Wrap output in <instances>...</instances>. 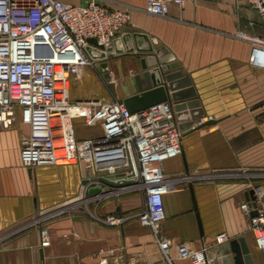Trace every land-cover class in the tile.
Masks as SVG:
<instances>
[{
	"label": "crops",
	"instance_id": "crops-1",
	"mask_svg": "<svg viewBox=\"0 0 264 264\" xmlns=\"http://www.w3.org/2000/svg\"><path fill=\"white\" fill-rule=\"evenodd\" d=\"M60 1L132 9L130 24L116 41L124 53L107 59V73L98 68L96 77L91 74L101 81L95 94L73 100L100 93L106 96L102 100L123 101L136 94L139 51L152 47L160 59L177 62L190 77L200 101L195 110L204 112L192 121L190 110L175 111L183 131L182 153L161 167L169 176H209L179 181V188L163 198L159 235L170 242L168 260L136 218L144 208L140 193L89 201L79 165L23 167L21 144L29 128L18 118L13 128L0 131V264H192L179 257L177 245L196 250L221 232L228 234V242L244 238L253 264H264V250L249 229L251 214L240 208L254 204L253 187L264 181V69L251 64V43L237 37H264V18L244 0H191L184 8L171 3L167 18L145 13L146 0ZM100 64L96 61L94 67ZM86 72L82 68L78 81ZM208 120L217 122L193 130ZM88 132L94 133L78 129L77 136L87 138ZM54 211L61 215L49 220L51 243L43 248L39 230L29 222L39 212ZM108 216L122 221L111 225Z\"/></svg>",
	"mask_w": 264,
	"mask_h": 264
},
{
	"label": "built area",
	"instance_id": "built-area-1",
	"mask_svg": "<svg viewBox=\"0 0 264 264\" xmlns=\"http://www.w3.org/2000/svg\"><path fill=\"white\" fill-rule=\"evenodd\" d=\"M189 1L146 0L143 11L167 18L171 3L184 8ZM244 1L264 18V0ZM131 10L110 9L94 1L72 5L60 0H0V131L13 128L20 118L29 128L21 144L23 167L79 165L87 181L86 192L100 185L99 177L123 175V179L133 180V185L87 200L140 193L144 208L136 218L153 233L168 258L170 242L159 235L165 218L163 198L179 188V181H204L209 176H169L163 171L161 162L182 153L183 131L172 105L160 103L130 114L115 97L111 101H71L67 87L72 79H79L82 68L96 62L87 54L88 40L95 39L105 49L111 47L130 24ZM237 37L251 43L250 62L264 69V37L242 33ZM74 121H82L94 133L79 138ZM253 191L255 207L245 202L240 208L251 214L249 229L264 250V181ZM60 215L57 211L39 212L29 222L39 230L41 247L51 243L49 220ZM105 221L113 225L122 219L108 216ZM229 240L228 234L221 232L196 250L181 243L178 255L192 264H211L209 254Z\"/></svg>",
	"mask_w": 264,
	"mask_h": 264
},
{
	"label": "water",
	"instance_id": "water-1",
	"mask_svg": "<svg viewBox=\"0 0 264 264\" xmlns=\"http://www.w3.org/2000/svg\"><path fill=\"white\" fill-rule=\"evenodd\" d=\"M117 38L113 41L111 47L105 49L98 45L95 39H89V45L86 47L87 54L94 61L101 62L100 66L104 72L107 70V59L112 58L114 54L124 53V48H118ZM139 67L140 72L134 76L137 87V93L123 99V103L130 114L143 111L153 105L160 103H170L174 111L181 112L190 110L189 115L192 121L204 115L203 110H195L199 107L200 101L192 85L191 79L185 75L179 68L177 62L167 63L159 58L158 52L153 48L140 50ZM216 120H208L201 123L193 130L216 124ZM182 130V126H180ZM186 173H188L185 165ZM100 185L88 189L89 197H95L101 194H109L119 188L135 184L133 180L123 179V175L99 177ZM87 181L84 182V185ZM193 188L192 184L189 185ZM255 198V196H254ZM250 207H255L250 204ZM256 212L253 211L252 215ZM217 260L214 261V255ZM40 257L43 260V251L40 250ZM211 264H253L250 249L244 238L231 240L216 247L209 254Z\"/></svg>",
	"mask_w": 264,
	"mask_h": 264
},
{
	"label": "rangeland",
	"instance_id": "rangeland-1",
	"mask_svg": "<svg viewBox=\"0 0 264 264\" xmlns=\"http://www.w3.org/2000/svg\"><path fill=\"white\" fill-rule=\"evenodd\" d=\"M98 68H99V70L101 69V71H103L100 65L97 67H94L92 65H87V66H85V69H87V72L84 73L85 75L81 81H78V80L76 81L73 79L71 80V83H69V87L71 86L70 87V98L72 97L71 101H74L73 98L75 96H85V93H88L89 95L91 93L95 94L97 84L98 85H99V83L101 84V81L98 78H96V80H92L93 76L91 74H93L95 76L94 73L96 72V69H98ZM102 85H103L104 90L108 94L107 96H109L110 94H109L108 89L106 88V85H104L103 83H102ZM93 94H91V95H93ZM103 97H106V96H103L102 94L98 93L97 97H92V98H101L102 99ZM74 126H75L77 131H78V129H81L85 132L87 131V129L82 125V121H74ZM86 135L89 136L90 135L89 132Z\"/></svg>",
	"mask_w": 264,
	"mask_h": 264
},
{
	"label": "bare ground",
	"instance_id": "bare-ground-1",
	"mask_svg": "<svg viewBox=\"0 0 264 264\" xmlns=\"http://www.w3.org/2000/svg\"><path fill=\"white\" fill-rule=\"evenodd\" d=\"M59 69V68H58ZM67 87L69 88V83L67 84Z\"/></svg>",
	"mask_w": 264,
	"mask_h": 264
}]
</instances>
